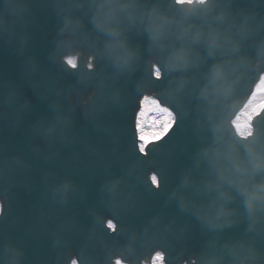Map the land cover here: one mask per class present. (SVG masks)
I'll return each mask as SVG.
<instances>
[{
	"label": "water",
	"instance_id": "water-1",
	"mask_svg": "<svg viewBox=\"0 0 264 264\" xmlns=\"http://www.w3.org/2000/svg\"><path fill=\"white\" fill-rule=\"evenodd\" d=\"M119 2L135 7L120 14L113 38L95 26L92 0H0V264L6 244L22 250L21 264H144L156 251L165 264H264V212L251 217L233 183L241 175L220 174L206 155L234 146L243 158L264 138V108L248 137L232 123L264 74V26L244 35L215 18L228 10L258 23L264 0H215L199 16L187 15L192 2ZM154 8L174 21L165 43L189 49L188 67L171 69L170 49L153 40ZM69 15L76 42L63 46ZM115 40L132 53L121 65L106 52ZM222 62L235 69L232 86L206 97L210 70ZM144 95L175 121L143 152L136 115Z\"/></svg>",
	"mask_w": 264,
	"mask_h": 264
},
{
	"label": "clouds",
	"instance_id": "clouds-1",
	"mask_svg": "<svg viewBox=\"0 0 264 264\" xmlns=\"http://www.w3.org/2000/svg\"><path fill=\"white\" fill-rule=\"evenodd\" d=\"M196 7H189L186 12L189 16L207 15L216 7L215 0H192ZM82 7L83 5H75ZM72 7V5H69ZM93 12V21L98 30H101L113 38L120 37L121 13L128 12L134 8V3L119 2V0H92L90 5ZM216 19L227 20L229 28H235L238 33L250 35L259 31L264 26V20L254 23L256 16L253 13L233 14L231 11L224 10L219 12ZM78 24L71 15L66 17L65 27L62 32L69 34L61 42L63 46H72L76 39L72 26ZM174 21L172 18L160 13L157 9H152L148 13V31L151 33L154 41L161 49H170L167 56L168 66L173 70L188 67L190 62V51L186 46H176L165 43L172 35ZM192 25L182 30L179 39L183 38V33L191 30ZM220 29L213 30L210 36V43L216 46ZM204 35L202 30H198L194 39H200ZM106 52L117 65L124 64L132 55L123 41L115 40L106 45ZM259 55L264 58V41L261 42ZM235 69L230 67L228 62L214 64L210 70V78L205 86V96L212 97L220 90H227L232 86L229 79L230 73ZM174 127V125H173ZM171 129L165 131L154 142L163 141ZM209 164L220 174L234 172L240 174L242 179L239 183L233 182L240 194L244 197L245 207L251 217L257 213L264 212V177L257 179L258 174L264 173V138H257L247 144L244 148L243 158L233 146L227 152L219 148H209L206 150ZM111 226V225H110ZM4 264H21L23 252L19 248L6 244L4 246ZM72 264H76L75 259Z\"/></svg>",
	"mask_w": 264,
	"mask_h": 264
},
{
	"label": "bare ground",
	"instance_id": "bare-ground-1",
	"mask_svg": "<svg viewBox=\"0 0 264 264\" xmlns=\"http://www.w3.org/2000/svg\"><path fill=\"white\" fill-rule=\"evenodd\" d=\"M75 59L76 57L70 58L69 59L70 63L74 64ZM150 97L151 98L147 97V98L141 99V103H140L141 105L137 112L139 131H140L141 137L145 141L144 144L152 141L158 135H160L163 131H165L169 125V122L172 120V114L170 113V111L167 108H161L158 104L159 102L156 99V97L154 96H150ZM263 97H264V75H262V79H259V81L256 83L252 93L250 94V96L244 103L243 107L239 110V112L237 113L235 117L236 122L239 121V122H242L243 124L242 127L238 128L236 126V123H234L236 126L237 133L241 134L242 132H248V130H250L249 117L250 115L256 113L257 110L261 108L260 100H262ZM156 109H163L166 114L167 119H164L163 121L159 119L158 122L156 121L157 123L156 122L154 123V126H153L154 128L150 130L149 127L152 126V123L150 125L149 121L144 120L145 113H147V111L148 113H153V110H156ZM144 125H146L145 128H143ZM151 177L156 179L155 174H151ZM107 223H110L111 228L113 227V222L108 220ZM158 252L160 253L158 256H153L151 261L144 260L143 263L153 264L154 262L155 264V262H160L163 252L162 251H158ZM117 264H128V263H124L123 261H121V259H117Z\"/></svg>",
	"mask_w": 264,
	"mask_h": 264
},
{
	"label": "rangeland",
	"instance_id": "rangeland-1",
	"mask_svg": "<svg viewBox=\"0 0 264 264\" xmlns=\"http://www.w3.org/2000/svg\"><path fill=\"white\" fill-rule=\"evenodd\" d=\"M257 110V109H256ZM149 114V115H148ZM164 120V119H167V117H166V114H165V112H164V110L163 109H156V110H153V113H148V111H147V113H145V117H144V120H147V121H149L150 122V125H151V123H152V126L151 127H149V129L151 130V129H153L154 127V123L157 121L158 122V120ZM156 122V123H157ZM236 126L238 127V128H240V127H242L243 126V124H242V122H239V121H237L236 122ZM146 127V125H144V127L143 128H145Z\"/></svg>",
	"mask_w": 264,
	"mask_h": 264
},
{
	"label": "snow or ice",
	"instance_id": "snow-or-ice-1",
	"mask_svg": "<svg viewBox=\"0 0 264 264\" xmlns=\"http://www.w3.org/2000/svg\"><path fill=\"white\" fill-rule=\"evenodd\" d=\"M241 135H251V131H248V132H242Z\"/></svg>",
	"mask_w": 264,
	"mask_h": 264
}]
</instances>
